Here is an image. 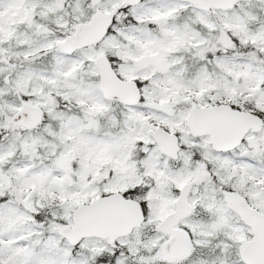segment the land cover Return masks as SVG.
Listing matches in <instances>:
<instances>
[{"label":"snow or ice","instance_id":"6c2138e0","mask_svg":"<svg viewBox=\"0 0 264 264\" xmlns=\"http://www.w3.org/2000/svg\"><path fill=\"white\" fill-rule=\"evenodd\" d=\"M0 264H264V0H0Z\"/></svg>","mask_w":264,"mask_h":264}]
</instances>
